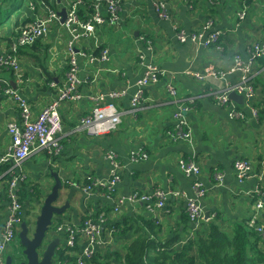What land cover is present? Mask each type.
Masks as SVG:
<instances>
[{
  "label": "crops",
  "instance_id": "1",
  "mask_svg": "<svg viewBox=\"0 0 264 264\" xmlns=\"http://www.w3.org/2000/svg\"><path fill=\"white\" fill-rule=\"evenodd\" d=\"M69 1L50 0L49 6L62 11ZM160 1L166 4L170 15L167 20L161 19L154 7ZM26 2L24 12L20 13L14 26L0 27L1 55L13 53L12 46L17 43L21 27L46 15L42 0ZM31 3L35 9L30 7ZM19 8L20 5L17 10ZM244 8L247 9V16L240 21L238 14ZM120 18L117 26L97 27L94 38L79 44L80 50L93 55L100 54L104 48L109 49L110 61L104 65H92L81 60L79 76L84 82L81 92L86 97L66 102L61 109L64 126L62 154L51 157L38 151L24 163L28 179L20 187V199L24 192L28 196L24 201L23 221L32 213L36 218L40 214L45 198L56 184L54 173L63 183L58 205L70 204L66 213L53 222L54 231L61 221L81 225L87 219H96L102 212L113 226L124 224L129 218L144 217L147 222L156 220L143 203L129 204L119 217H114V200L106 198L98 190L90 195L84 193L87 176L108 178L113 166L107 156L115 153L122 165L118 196H129L136 191L152 192L157 188L168 193L166 209L156 217L158 229L150 230L156 234L147 231L150 242L164 244L178 234L177 230L188 226L190 233L192 225L186 219L185 200L174 193L184 191L193 197L192 186L196 180L203 182L208 190L202 200L206 216H221L223 226L231 232L236 224H244L250 217L253 191L258 184L255 177L239 182L235 162L248 158L258 171L264 162V119L261 123L253 120L244 104L239 106L246 119H231L228 111L216 103L214 93L234 85L239 79L237 74H230L224 79L199 81L188 72L202 74L211 68L228 71L236 53L244 55L255 41L264 43V0H126ZM209 19L214 23L212 32H222L217 46H193L179 42L176 24L189 33L200 29ZM68 39L66 31L59 24H53L48 35L38 40L34 47L18 46L24 73L21 85L17 83L13 71L0 67V159L5 157L12 144L8 124L20 121V110L6 97L5 88L11 85L28 99L35 119L66 81ZM140 56L164 70L167 77L145 89L140 109L134 114L131 111L132 100L138 92L137 82L143 76ZM255 71L258 100L264 108V58L260 59ZM169 76L175 79L180 99L193 98L196 101L195 109L188 115L194 136L193 145L172 142L168 137L167 133L174 125L172 116L175 109L174 98L167 92ZM52 83L57 87L53 88ZM126 87L128 95L115 102L122 114V123L117 130L104 137L89 138L85 130L78 128L81 119L89 115L94 107L90 96ZM140 148L147 151L148 159L132 162L131 154ZM180 158L198 163L202 175L187 177L179 168ZM8 166L0 165V233L7 218L4 173ZM217 172L224 175L221 183L216 180ZM54 231L53 238L64 240L62 233L57 235ZM114 232L105 234L104 244L98 249L93 264H123L133 235L118 232L115 235ZM18 245L16 240L4 252L5 260L19 250ZM109 253H117L122 261L116 256L109 259ZM150 255H154V250L148 251L147 257Z\"/></svg>",
  "mask_w": 264,
  "mask_h": 264
},
{
  "label": "built area",
  "instance_id": "2",
  "mask_svg": "<svg viewBox=\"0 0 264 264\" xmlns=\"http://www.w3.org/2000/svg\"><path fill=\"white\" fill-rule=\"evenodd\" d=\"M126 0H71L66 7V18L61 23L59 12L49 6L50 0H42V6L46 15L39 16L32 23L26 24L19 29L17 43L12 46V54H0V67L11 70L16 76L17 83H23V69L18 57L17 48L33 46L38 40L48 35L53 24H59L68 34L69 39L66 44L68 57V70L66 81L61 89L55 93L54 98L46 105L42 112L34 119L32 107L28 99L20 94L18 89L7 85L4 90L6 97L14 102L20 110V121H12L8 124V131L12 138V144L5 157L0 159V165L7 164L8 169L4 173L6 181L7 218L0 233V262L4 259V252L18 239L24 217V205L20 199V187L27 181L28 175L24 170V163L34 153L43 151L51 157H59L63 152L61 136L64 132L61 109L66 102H75L84 99L81 92L83 81L79 76L80 62L86 60L89 64H107L110 61V51L107 48L101 50L98 55L88 54L79 49V44L90 38H94L97 27H115L121 21L122 6ZM35 9L33 3L30 4ZM154 7L161 19L167 20L170 15L164 2H157ZM82 10L85 11L84 19L80 16ZM247 16V9L244 8L238 14L240 21ZM214 23L209 19L203 28L187 35L183 30L177 32V38L182 43L190 42L193 46H217L220 42L222 32L213 31ZM264 55V43L255 41L251 43L247 52L243 55L236 53L233 59L232 68L228 71L208 69L202 74L188 72L196 80L204 81L208 78L224 79L230 74H237L238 81L223 92L214 93L216 103L228 111L231 119L245 120V114L237 102L230 99L231 93H236L244 97V106L251 112L253 120L259 121V108L255 106L258 100V88L255 81V73L260 59ZM139 64L143 68V76L138 80V92L132 100L131 111L135 114L139 111L142 100L145 96V89L152 85L159 84L167 77L164 70L152 64L140 56ZM170 82L167 84L168 94L174 98L175 109L173 111L174 125L168 131V137L172 142H182L189 145L194 144L193 131L188 115L195 109L196 101L193 98L180 99L174 84V77L169 76ZM52 87L57 86L52 83ZM128 95L127 87L121 90L102 92L89 99L93 102L89 115L81 119L78 126L80 130H85L89 138H100L107 136L117 130L122 123V114L118 111L115 102ZM147 151L143 148L131 154L132 162L138 163L147 160ZM113 170L107 179H99L93 176L85 178L83 187L84 193L90 195L96 190L103 195L114 200L112 214L119 217L124 208L129 204L143 203L145 209L151 214L157 215L167 205L168 193L157 188L152 192H133L129 196H118L117 187L121 182L122 165L118 161L115 153L108 154ZM179 168L187 177H199L202 169L198 163L192 160L180 158ZM235 174L239 182L243 183L252 178L257 179V186L253 191L251 214L247 221V226L253 229L264 239V162L260 164L258 171L252 161L243 158L235 162ZM216 180L221 183L224 175L217 172ZM194 196L190 197L184 191H176L175 196H180L185 200L186 213L189 217L192 229L189 239H193L205 222L210 221L215 216H206L202 206V200L207 196L208 190L203 182L196 180L192 186ZM159 222H157L158 224ZM108 216L105 213L99 214L96 219H87L81 225L71 223V221H61L55 233L64 237L63 249L66 256L74 257L76 264H93V259L98 253V249L104 244L106 233L114 232L111 228ZM79 249V251L77 250ZM61 264V263H60ZM145 264H153L146 261Z\"/></svg>",
  "mask_w": 264,
  "mask_h": 264
},
{
  "label": "trees",
  "instance_id": "3",
  "mask_svg": "<svg viewBox=\"0 0 264 264\" xmlns=\"http://www.w3.org/2000/svg\"><path fill=\"white\" fill-rule=\"evenodd\" d=\"M16 2L17 0H0V5L8 4L4 8L9 9L14 7L13 4ZM22 5V0H20V8ZM80 16L84 19V10H82ZM203 26L198 30L187 33L184 28L176 24V37L178 31L183 30L187 35H191L201 30ZM255 106L260 109L259 122L261 123L264 119V108L261 106V101L257 102ZM27 196V192H24L21 198L23 205ZM40 198L39 195L38 199ZM186 219L190 223L188 215ZM248 219L244 224H236L232 231L229 232L223 226L221 216L218 215L205 222L202 229L195 234L193 239H189L190 229L188 230V226L183 228V230H177L176 233L178 234L164 244L149 241L150 237L147 231L158 229L155 224L157 223L156 220L147 222L144 217L138 219L129 218L124 224L118 223L111 226V228L116 230L114 232V234L116 233L115 235H117V232L122 235H129V233L133 235V237H130L129 242L132 241L125 251L123 264H145L146 260L153 264H264V239L247 226ZM150 232L154 235L156 234L153 231ZM151 250H154V255L147 257L148 251ZM59 253L62 264H76L75 258L66 256L64 249ZM113 256L120 257H118L117 253H109L108 258L110 259ZM120 258L121 262L122 259ZM95 259L96 256L93 259L94 263Z\"/></svg>",
  "mask_w": 264,
  "mask_h": 264
},
{
  "label": "water",
  "instance_id": "4",
  "mask_svg": "<svg viewBox=\"0 0 264 264\" xmlns=\"http://www.w3.org/2000/svg\"><path fill=\"white\" fill-rule=\"evenodd\" d=\"M59 15L61 16V23H64L66 10L63 9ZM230 99L240 105L244 104V97L236 93H231ZM53 176L56 184L43 202L34 231L27 221H23L18 235L22 248L21 252L19 248L16 253L7 256L6 260L1 261L0 264H60L55 259L62 250L63 240L59 237L53 238L52 235L47 238V235L53 226L54 218L64 215L70 208V204L58 205L63 183L58 174L54 173Z\"/></svg>",
  "mask_w": 264,
  "mask_h": 264
},
{
  "label": "rangeland",
  "instance_id": "5",
  "mask_svg": "<svg viewBox=\"0 0 264 264\" xmlns=\"http://www.w3.org/2000/svg\"><path fill=\"white\" fill-rule=\"evenodd\" d=\"M22 3L24 4L21 8H19L18 10H17V6L18 5H20V0H17V2L16 3H14L13 5H14V7H10L9 9H5L4 8V5H0V27L1 26H11V25H13L14 26V23H15V21H16V19L18 18V17H20V13H23L24 12V10H25V7H26V4H27V2H26V0H24V1H22ZM264 58V55H263V57L261 58V60ZM212 69V68H211ZM27 174V173H26ZM31 216H29L27 219H26V221L28 222V224H29V226L31 227V229L34 231V229H35V221H36V216H35V214L34 213H32V214H30ZM38 217V216H37ZM56 218H58V217H56ZM56 218H54V221L53 222H55V220H56ZM53 228L54 227H52L51 229H50V231L48 232V235H47V238H49L52 234H53ZM33 233V232H32ZM54 234H56L55 233V231H54ZM18 240V239H17ZM19 241V240H18ZM19 248L22 250V248H21V244L19 243ZM63 247H64V245H63ZM63 247H62V249H63ZM55 261L58 263V262H60V253H58V256L56 257V259H55ZM73 264H75V263H73Z\"/></svg>",
  "mask_w": 264,
  "mask_h": 264
},
{
  "label": "flooded vegetation",
  "instance_id": "6",
  "mask_svg": "<svg viewBox=\"0 0 264 264\" xmlns=\"http://www.w3.org/2000/svg\"><path fill=\"white\" fill-rule=\"evenodd\" d=\"M66 9V8H65ZM55 10V9H54ZM57 11V10H56ZM59 13L61 12V11H58ZM61 17V16H60Z\"/></svg>",
  "mask_w": 264,
  "mask_h": 264
},
{
  "label": "clouds",
  "instance_id": "7",
  "mask_svg": "<svg viewBox=\"0 0 264 264\" xmlns=\"http://www.w3.org/2000/svg\"><path fill=\"white\" fill-rule=\"evenodd\" d=\"M59 263H61V262H59ZM62 264V263H61Z\"/></svg>",
  "mask_w": 264,
  "mask_h": 264
}]
</instances>
